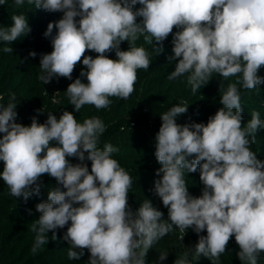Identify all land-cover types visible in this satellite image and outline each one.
<instances>
[{
    "label": "clouds",
    "instance_id": "obj_1",
    "mask_svg": "<svg viewBox=\"0 0 264 264\" xmlns=\"http://www.w3.org/2000/svg\"><path fill=\"white\" fill-rule=\"evenodd\" d=\"M34 3L36 8L64 13L59 21L49 23L44 34L52 36L53 29H58L52 38L54 50L41 57L39 79L44 84L53 77L72 79L82 57L87 67L81 76H86L88 83L77 78L67 88L76 111L85 105L107 108L109 97L129 98L137 70H147L151 63L145 48L136 47L135 42L143 36L148 44L155 41L162 45L174 27L181 30L174 35V56L170 59H180L170 80L188 74L192 93L206 85L213 73L225 79L242 74L246 89L264 83V77L258 75L264 66V0ZM23 4L24 0H15L16 6ZM137 4L142 7L133 10ZM137 17L143 18L141 23ZM12 20L10 28L0 29V41L9 45L31 31L23 14L13 15ZM122 41L130 44L127 51L120 49ZM113 49L118 59L105 55ZM161 49L157 48L158 53ZM86 50L99 55L85 56ZM30 55L35 57L36 53ZM240 100L238 88L230 84L221 96L223 107L207 124L177 123L176 117L187 113L188 105L178 104L162 114L155 155L162 164L157 175H163L156 180L155 191L168 207L171 223L161 222L163 213L150 201L133 213L128 204L132 177L112 158L118 149L111 144L98 148L99 138L106 131L100 119H87L81 124L72 112H63L59 119L49 112L45 123L33 117L31 125L26 126L16 122L17 104L0 105V133H4L0 138V161L4 162L0 176L10 194L25 200L38 195L41 185L37 182L44 174L66 189L51 190L48 202L37 204L41 215L31 229L36 233L32 252L49 242L46 233L71 221L63 236L72 245L69 259H79L88 249L90 264H145L149 249L176 226L182 233L189 228L197 233L207 230V236H200L195 247L196 255L209 258L213 264L226 251L233 235L240 249L238 258L257 264L258 255L264 252V161L249 145L255 143V134L264 128V121L254 111L242 128ZM53 141L58 146H53ZM85 153L92 161L91 172L87 164L73 165L66 159L78 157L83 162ZM197 166L204 189L201 196L194 197L185 173L195 172ZM167 255L161 253L159 260ZM176 264L186 261L181 259Z\"/></svg>",
    "mask_w": 264,
    "mask_h": 264
},
{
    "label": "trees",
    "instance_id": "obj_2",
    "mask_svg": "<svg viewBox=\"0 0 264 264\" xmlns=\"http://www.w3.org/2000/svg\"><path fill=\"white\" fill-rule=\"evenodd\" d=\"M140 7L142 5L137 4L133 10ZM20 14L27 19L31 31L10 45L0 41V105L17 104L16 122L26 126L31 125L33 117L38 123H45L49 112L57 119L65 111L72 112L77 122L81 124L87 119H100L106 131L99 138L98 148L103 149L106 144H111L118 149L112 154V158L116 159L132 177L133 184L129 189L128 204L133 213L145 201H150L154 208L163 213L161 222L171 223L168 220L169 209L163 205L162 198L155 191V182L163 175L162 173L157 175V170L162 168V164L155 155V137L163 123L162 114L171 107L178 104L188 105V112L176 117L177 123L181 125L207 124L209 118L223 107L220 101L224 91L230 84H235L241 97L242 128L247 126L254 111L258 112L260 119L264 121V83L254 89H246L243 87L242 74L225 79L213 73L206 85L198 92L192 93L187 80L188 74L171 80L168 78L180 59H170L174 56V35L181 30L176 27L162 45H156L155 41L148 44L143 36L135 42L136 47L145 48L151 63L147 70H137L134 92L129 98L109 97L111 103L107 108L97 109L94 105H85L80 111H76L75 106L70 103L67 88L77 78L83 83H88L87 77L81 76L82 71H87V67L82 63L83 57L75 66L72 79L53 77L48 84L39 79L42 74L41 57L54 50L52 38L58 29H53L52 36L44 34L49 23H55L63 18V11L48 12L36 8L34 0L31 3L24 0L21 6H16L15 0H5V4H0V29L10 28L13 24L12 16ZM79 19V16L76 17L77 21ZM142 20V17H137L138 23ZM6 47H12L13 51L5 52ZM158 47H162L159 53ZM129 48L128 41L121 42V50L127 51ZM33 51L36 53L35 57L30 55ZM98 55L94 50L85 52V56L93 58ZM105 55L114 60L118 59L115 49L106 52ZM258 75L264 77V66H261ZM3 135L4 133H0V138ZM51 143L58 146L56 141ZM249 147L256 152L258 159L264 161V128L258 130L255 134V143H251ZM87 155L85 153L86 159L83 162L78 157L69 156L66 159L73 165L87 164L91 172L92 161L87 159ZM191 159L190 157L189 160ZM3 169L4 162L0 161V173ZM185 179L188 182L189 193L194 197L201 196L204 184L200 180V166H197L195 172L186 170ZM37 183L41 185L39 194H33L25 200L22 196H12L9 187L0 176V264H90L91 253L88 249L83 250L84 254L79 259L68 257L72 245L70 241H65L63 236L71 226V221L63 228L46 233L49 242L41 245L35 253L32 252L36 233L31 229L41 215L37 210V204L48 202L51 190L59 188L66 191L63 185L58 184L57 180L48 174L42 175ZM54 233L56 237L53 236ZM200 236H207V230L197 233L194 228H189L182 233L178 227L173 226L171 232L149 249L145 264H176V261L181 259L185 260L186 264H213L209 258L196 255L195 247ZM239 251V245L233 235L226 251L220 255L216 264H247L238 258ZM161 253L168 254L163 261L159 260ZM257 264H264V252L258 255Z\"/></svg>",
    "mask_w": 264,
    "mask_h": 264
}]
</instances>
